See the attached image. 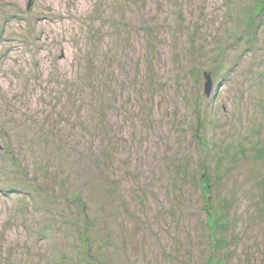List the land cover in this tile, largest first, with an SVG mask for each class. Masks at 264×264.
<instances>
[{
  "label": "rangeland",
  "instance_id": "rangeland-1",
  "mask_svg": "<svg viewBox=\"0 0 264 264\" xmlns=\"http://www.w3.org/2000/svg\"><path fill=\"white\" fill-rule=\"evenodd\" d=\"M0 145V264L83 261L97 195L89 264H264V0H0Z\"/></svg>",
  "mask_w": 264,
  "mask_h": 264
},
{
  "label": "trees",
  "instance_id": "trees-1",
  "mask_svg": "<svg viewBox=\"0 0 264 264\" xmlns=\"http://www.w3.org/2000/svg\"><path fill=\"white\" fill-rule=\"evenodd\" d=\"M93 72L96 73L95 70ZM86 80H85V82H86ZM104 104H106V103L104 102ZM84 163H86L85 160H84ZM104 164H105V162L102 159H99V160H96V161L93 160L91 163L89 162L87 165L92 169V172L96 175L95 177H98V179H99L100 176L98 175V172L103 170V165ZM87 165H86V169L84 171L89 172L90 175L92 176V172L88 168ZM202 179H203V181L201 183V189L203 190V194L201 196V199L204 202L203 210H204L205 214L208 215V214H210V212H209L210 211L209 210L210 209L209 201H210V197H211V194H212V190L210 188L209 179L207 178V175H206L205 172L202 174ZM100 181H101V183H100L101 187L105 188L106 187V182H105L106 180L104 179L103 176L100 178ZM87 183H89L88 185L91 187L90 182H87ZM99 190H102V188L99 189ZM95 199L96 200L98 199V203H99L98 204V208H96L93 211L94 213H92V216L88 218V220H87L88 223L86 224V229L87 230H85V231L88 232L89 236L88 237L87 236H81V238H80V239H83V241L87 244L88 251H89L87 253H88L89 256L85 255L84 259H82L83 261H81L80 259H74L75 260L74 264H82V263L83 264H89L88 260L91 257V253H92L93 249L95 248V251L100 250L104 246V244L107 243V240H106L107 239L106 238L107 235L104 233V236H103V234H101V233H102V229H105V227H104L105 224L103 222L105 220V218H103V215H105V214L109 215L110 214L109 208L106 206V202H107L108 198L106 200H103V199L100 198L99 195H97V197ZM96 200H94V201H96ZM94 203L95 202H93V204ZM93 204H92V202L88 203V205H93ZM90 207L91 206H89V208ZM88 210H90V209H88ZM90 214H91V211H90ZM86 215L88 216V214H86ZM102 236H103V238H101ZM98 241H100L99 244H98ZM92 256H93V254H92ZM90 262H91V259H90ZM91 263L93 264V262H91Z\"/></svg>",
  "mask_w": 264,
  "mask_h": 264
},
{
  "label": "water",
  "instance_id": "water-1",
  "mask_svg": "<svg viewBox=\"0 0 264 264\" xmlns=\"http://www.w3.org/2000/svg\"><path fill=\"white\" fill-rule=\"evenodd\" d=\"M31 0H29L30 2ZM204 79H205V82H204V93L209 96L211 91H212V88H213V82H212V79H211V75L210 73H204ZM1 145H0V149H1Z\"/></svg>",
  "mask_w": 264,
  "mask_h": 264
}]
</instances>
